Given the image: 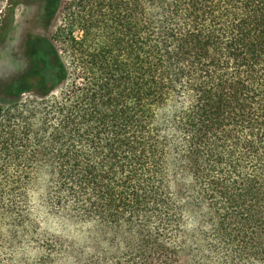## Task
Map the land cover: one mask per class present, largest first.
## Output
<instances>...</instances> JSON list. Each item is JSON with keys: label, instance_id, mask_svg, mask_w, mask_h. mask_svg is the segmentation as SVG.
<instances>
[{"label": "trees", "instance_id": "obj_1", "mask_svg": "<svg viewBox=\"0 0 264 264\" xmlns=\"http://www.w3.org/2000/svg\"><path fill=\"white\" fill-rule=\"evenodd\" d=\"M44 43L0 105V264L70 248L37 210L116 264H264V0H68Z\"/></svg>", "mask_w": 264, "mask_h": 264}, {"label": "rangeland", "instance_id": "obj_2", "mask_svg": "<svg viewBox=\"0 0 264 264\" xmlns=\"http://www.w3.org/2000/svg\"><path fill=\"white\" fill-rule=\"evenodd\" d=\"M67 1L0 0V105L15 103L12 88L34 89L39 85L34 71L44 70L45 65L36 58L60 26ZM36 218L49 238H60L70 248L46 253L35 250L29 253L28 264H116L117 255L122 256L123 250L112 251L90 228L49 218L40 210ZM104 254L107 259H102Z\"/></svg>", "mask_w": 264, "mask_h": 264}]
</instances>
